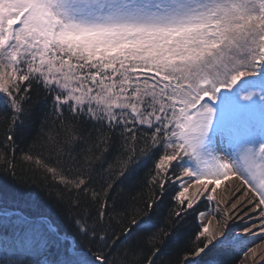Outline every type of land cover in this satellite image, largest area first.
<instances>
[{
  "label": "snow or ice",
  "instance_id": "1",
  "mask_svg": "<svg viewBox=\"0 0 264 264\" xmlns=\"http://www.w3.org/2000/svg\"><path fill=\"white\" fill-rule=\"evenodd\" d=\"M40 97L50 110L34 119ZM229 107L258 112L259 131L229 126ZM23 169L44 174L73 238L51 225L0 237V264H35L14 248L55 249L44 264L254 262L264 0H0V174L16 182ZM233 179L224 208L217 189Z\"/></svg>",
  "mask_w": 264,
  "mask_h": 264
},
{
  "label": "trees",
  "instance_id": "2",
  "mask_svg": "<svg viewBox=\"0 0 264 264\" xmlns=\"http://www.w3.org/2000/svg\"><path fill=\"white\" fill-rule=\"evenodd\" d=\"M42 101L43 98L40 97L34 104V119L42 118L44 113L50 110L51 101L48 104ZM34 135V129H29L28 139L30 140ZM47 183L43 173L37 174L27 169L21 171L16 182L0 174V210L7 209L10 213H14L10 217L11 222L7 223V225L11 223V229L7 228V225L6 228H2L5 222H3V218H0V237L24 238V236L15 233H20L23 224L17 231H14V228L21 222L20 218H25L36 222L30 224V228L36 225L41 227L52 225L65 238H73V228L67 219L68 210L56 202L54 188L52 195H49L48 191L45 190ZM9 229L11 231L6 232ZM17 236H21V238ZM51 252H54L51 258H56V250L53 249ZM41 257H32V255L27 254L25 259H32L35 264H38Z\"/></svg>",
  "mask_w": 264,
  "mask_h": 264
},
{
  "label": "rangeland",
  "instance_id": "3",
  "mask_svg": "<svg viewBox=\"0 0 264 264\" xmlns=\"http://www.w3.org/2000/svg\"><path fill=\"white\" fill-rule=\"evenodd\" d=\"M244 90H247L246 88ZM236 91H240V86H237ZM224 95H230V93L225 92ZM215 103V102H214ZM241 103H243V101H241ZM222 105L224 106V104L222 103ZM259 113L257 112L256 115L253 117L251 114L248 113H244L234 107H229L226 109V121L228 122H234V125H238L240 127H243L247 122H249L250 120H254L256 123V128L257 131H259ZM226 140V139H225ZM220 138H218L217 140V144L218 147H222L223 151H220L219 154L221 156H226V154L228 153H232L233 158H236L237 153H238V149L234 148L232 144L229 143L228 146H225L224 144H220ZM258 147V145H257ZM230 181V180H228ZM228 181H225L224 183H222L220 186H223L227 183H229ZM225 188H227V186L225 185ZM221 190H217V199L221 200L218 196V192H220ZM222 201V200H221Z\"/></svg>",
  "mask_w": 264,
  "mask_h": 264
},
{
  "label": "bare ground",
  "instance_id": "4",
  "mask_svg": "<svg viewBox=\"0 0 264 264\" xmlns=\"http://www.w3.org/2000/svg\"><path fill=\"white\" fill-rule=\"evenodd\" d=\"M229 183L225 184L227 186V188H225V185L220 186L217 190H221L220 192H218V196L219 198L223 201L222 206L224 208H227L228 202L233 198L231 193L228 191L229 186L233 187V188H241L242 185H240V182L238 180H230L228 181ZM248 195H251V193H249ZM235 219L234 217L230 218L228 223H231L232 220ZM215 223V221H214ZM237 223H242L241 221H237ZM243 235V233H241ZM256 250H257V259L254 262L250 261V264H260V261L262 259H264V245H256Z\"/></svg>",
  "mask_w": 264,
  "mask_h": 264
}]
</instances>
